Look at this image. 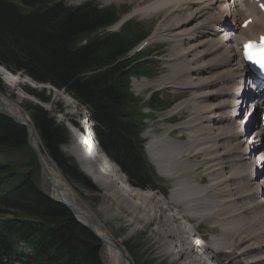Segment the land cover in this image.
Returning <instances> with one entry per match:
<instances>
[{"label":"trees","instance_id":"1","mask_svg":"<svg viewBox=\"0 0 264 264\" xmlns=\"http://www.w3.org/2000/svg\"><path fill=\"white\" fill-rule=\"evenodd\" d=\"M124 13L93 1L68 8L65 0H0V65L64 89L87 107L107 156L134 186L147 189L158 179L144 152L140 134L147 115L131 92L130 76L156 78L159 72L156 62L147 61L153 50L129 58L148 35L140 23L129 21L118 32L107 30ZM0 92L4 93L1 81ZM27 94L49 102L38 91ZM171 105L161 94L148 103L158 112ZM25 110L42 153L68 182L95 190L62 152L69 142L68 130L39 105ZM22 152L28 154L25 163L0 164V264H105L101 242L39 188L41 167L28 145L27 129L0 112V154ZM15 241L27 244L33 255L17 252ZM134 255L136 264H146L137 252Z\"/></svg>","mask_w":264,"mask_h":264},{"label":"bare ground","instance_id":"2","mask_svg":"<svg viewBox=\"0 0 264 264\" xmlns=\"http://www.w3.org/2000/svg\"><path fill=\"white\" fill-rule=\"evenodd\" d=\"M130 1L136 6L144 2ZM225 2L147 0L145 3L144 9L148 12L154 10L166 14L161 27L150 40L166 36V42L175 45L176 54L170 60L176 64L173 63L174 74H170L169 79L176 84H169L172 88L177 85L180 87L175 88L192 92L187 102H180L175 107L179 114L189 110V120L186 119L188 121L178 129L153 137L147 148L153 165L159 166L161 174L172 181L171 191L165 197L168 204L157 198L162 195L159 192L138 191L129 187L120 172L108 165L103 155L95 152L97 146L88 138L84 140V147L93 149L100 172L86 169L79 163L98 186L108 190L106 196L114 207L128 211L134 223L152 229L153 234L164 242L158 253H172L180 264H206L188 225L194 226L193 230L207 240L205 253L222 254L227 261L224 264H264V178L257 180L259 165L264 158L260 159L261 155L254 157L257 144L253 146V151L242 139L247 136L248 130L237 124L244 108L243 99L247 96L243 86L248 74L237 44L241 39H258L260 34L264 35V16L258 13L255 3L243 0L238 4L239 8H235L236 23L238 18L247 16L253 18L254 22L246 31L237 28L239 34L232 33L230 38H221L220 34L227 26V12L222 9ZM253 31L256 34H252ZM239 35L243 37L239 39ZM227 44H231L230 47ZM5 80L9 86L15 83L7 78ZM142 82L147 84L146 80ZM46 88L58 93L53 87ZM136 95L139 96L138 91ZM263 97H259V107L264 105ZM3 102L12 116H22L23 111L18 104L5 98ZM176 132L188 143L181 149H176V145L168 139ZM35 146L40 150L37 139ZM71 150L74 153L70 152V155H77L76 148ZM176 150L181 151L176 154ZM43 162L54 178L53 198L72 205L78 214L92 221L78 205L74 192L63 176L48 166L44 158ZM110 178L112 186L107 180ZM117 185L126 196L114 193ZM134 201L141 202L142 207ZM169 206L177 210V215ZM139 211H143V214L140 215ZM95 223V232L108 248L112 264H123L115 246L121 248L128 264H132L110 232ZM214 258L222 263L217 256Z\"/></svg>","mask_w":264,"mask_h":264},{"label":"rangeland","instance_id":"3","mask_svg":"<svg viewBox=\"0 0 264 264\" xmlns=\"http://www.w3.org/2000/svg\"><path fill=\"white\" fill-rule=\"evenodd\" d=\"M92 1L96 2L101 7L113 6V7H117L122 11L124 10L128 12L125 16H123L122 23L130 20L135 22H140L143 28L145 29V33H147L148 36L150 35L147 39H145L146 40L145 42L147 43V45L145 46L146 48L145 50L155 49L161 53V54L155 53L153 57L156 58L155 60L157 62H159L158 67L161 75L158 78L149 81L150 82L149 84L143 83L142 80H138L137 82L132 83V90L134 91V94H136L135 92L138 91L139 94V96H137L138 98L146 100L147 95L149 93L160 91L162 95L165 97V99L169 98L175 101V105L170 111L158 115L156 121L154 122L147 121L148 126L143 132V138L146 140L145 150L147 153V147H149L151 142V140H149V137L156 135L162 136L166 132H170L173 129H178L181 126H183V124L187 122L191 116V114H188L187 112L189 110H184V113L179 114V112L176 111L175 108L177 104H179L180 102H187L189 98L192 96L191 94L192 92L190 90L175 88V87H180L177 85H175V87L172 88V85H170L174 83L176 84V82L172 83L171 80L169 79L170 74L172 75L174 74L173 63L176 64L175 61L170 60V58L173 57L174 54H176L175 45L171 43H167L166 39H164L166 36L164 37L159 36V38L150 40L153 37V35L156 33L157 29L161 27L160 24L165 19L164 15L166 14L163 15L164 13L163 11H160L158 13L154 10L148 12L147 9H144L147 0H144V2L141 1L140 4L137 6L131 3L130 0H65V5L66 7L69 8H75L86 2H92ZM232 17L228 18L229 26L230 25L233 26L236 24L234 18ZM245 18L246 17L243 18L241 17L239 24ZM120 26L121 25H117L113 27L111 30L118 31ZM228 31L229 28L223 29V33H221L220 37L224 38V36L225 37L229 36L230 33ZM254 31L251 33L256 34ZM251 33L249 35H251ZM241 37L243 36L239 35V39H241ZM230 45L227 44V46L229 47ZM0 74L3 76L4 82L2 81L1 78L0 80L3 82L6 91V94L2 96L3 99L5 98L8 101L10 100L11 103L18 104L25 115H28V112L25 110V108L31 104L39 105L45 110H51L50 113L53 114L57 122L68 130L70 134L71 142L67 146H65L64 152L68 158L73 160L76 167L80 169L78 167V163L76 162V160L71 157L72 155H70V152H73L71 149L77 148V151H79L80 148L78 145H76V136L79 135V132L75 130L73 125H81V126L87 125V118H88L87 110L77 101H76L77 103L73 101L71 99V96H68V94H66L65 92L62 93L55 88L54 90H57L58 93L49 90V88L46 87H51V86L37 83L33 79L31 80V78L26 76L24 73H17V75L13 76L12 78L3 68H0ZM5 78L10 79V81L12 82L14 81L16 83V86L15 83H13V86H9L8 84H5L6 82ZM27 90L38 91L40 94H43L45 97H47L49 99V102L43 103L39 101L37 98L28 95ZM246 109L247 108L245 107L243 110V116L242 115L240 116L241 118L237 121V123L243 122V120L246 118L247 115ZM61 112L62 114H60ZM256 121L257 123L259 122L257 119ZM256 121L254 123H256ZM175 136L177 137L169 136L170 137L169 140H171L173 144L176 145V149H181L182 146L185 147L188 144L187 142H185L186 139L184 138H181L182 140L180 139L179 132H176ZM34 138L35 140L37 139L39 142V138L37 137L36 133H34ZM248 138L249 137L246 136L244 140L245 141L250 140ZM176 151L177 152L174 153L177 154L181 150H176ZM27 159H28L27 152H22L18 154L15 153L0 154V164L14 163L16 165H21L25 163ZM46 159L44 158V161L46 164H48V166L53 167L54 170L56 169L55 170L56 172L63 175L59 171V169L47 157ZM149 160L151 161L150 157ZM189 161H193V160H189ZM95 164H97V161L95 162ZM186 165H188V163ZM155 169L158 176L164 180L165 182L164 187L165 189L167 188V194H168L169 189H171L172 186V181L169 180L168 178H165L161 174L159 170V166H155ZM190 171H193V169L192 170L190 169ZM258 172L260 179L264 176V166H261ZM85 175L87 174L85 173ZM86 177L93 183L95 190L93 191L87 190L79 185H76L75 183H72L70 181L68 182L65 179V177L63 178L67 181L72 191L74 192L76 201L78 205L82 208V210H84L89 215V217L92 218V221L94 223L96 222L95 224L98 223L97 225H100L105 230L110 232V234L115 239V241H117L120 244V246L124 249L127 257L132 262V264H136L137 259L136 256L134 255V253L136 252L140 255V257H142V260L146 264H180V261L172 253H158V250H160V247L164 245V242L153 234L152 229L145 228L143 224L134 223L128 211H126L125 209H117L116 207H114L115 205H112V202L110 201L109 197L106 196L108 190L106 189L104 190V188L98 186L96 182H94V179L88 177V175ZM37 184L43 193L47 195H51L52 193L51 186L44 173L41 174V177L37 180ZM110 185L112 186V184ZM117 186L119 187V185ZM114 193L118 195L126 196V194H124L123 191L121 192L115 191ZM161 196L162 195L160 196L158 195L157 198L162 199V202L167 205L168 200ZM134 202L140 207H142L141 202L139 201H134ZM169 207H171L172 212L175 215H177L178 213L177 210L173 206H169ZM139 212L140 215L143 214V211H139ZM207 225L206 227L208 228ZM209 226H211L210 223ZM187 227L190 231L191 226H187ZM16 246H17V251L28 255H33V251L25 243L16 241ZM130 250H133V252H131ZM102 258L106 264H112L111 254L108 251L107 247H105V250L103 248ZM222 259L223 261L227 262L224 257H222Z\"/></svg>","mask_w":264,"mask_h":264},{"label":"water","instance_id":"4","mask_svg":"<svg viewBox=\"0 0 264 264\" xmlns=\"http://www.w3.org/2000/svg\"><path fill=\"white\" fill-rule=\"evenodd\" d=\"M0 104H1L2 109L6 112V114L8 116H10L17 124H19V125H21V126H23V127H25L27 129L28 135H29V146L33 149L35 155L37 156L38 161L40 162V164H41V166H42L47 178L49 179V181H50V183L52 185V188L55 189V187L53 185V181H54L53 176L51 175L50 171L48 170V168L45 166V164L43 162L41 151L35 146L34 130H33V127L31 126V124L28 122L26 115L23 113L21 117L12 116L10 114V112H9V108L2 101L1 96H0ZM57 191L61 194V191L59 189H57ZM57 202L62 204V205H64L66 208H68L69 211L77 218V220L81 224H83L87 229H89L96 236V238L98 240L103 242L102 239L96 234L95 227L93 226V223L90 220L86 219L85 215L78 214L74 210L72 205H70L68 203H64L62 200H58ZM114 248H115V250H117L119 252L122 263L123 264H128V260L126 259V257L124 255V253L122 252V250L118 246H115Z\"/></svg>","mask_w":264,"mask_h":264},{"label":"snow or ice","instance_id":"5","mask_svg":"<svg viewBox=\"0 0 264 264\" xmlns=\"http://www.w3.org/2000/svg\"><path fill=\"white\" fill-rule=\"evenodd\" d=\"M264 7V5H261ZM248 22H246L247 24ZM244 56L252 64L257 65L264 71V36L261 37L260 42L250 41L244 46Z\"/></svg>","mask_w":264,"mask_h":264}]
</instances>
